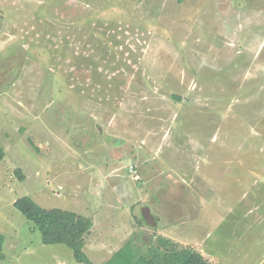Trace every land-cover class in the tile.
Returning <instances> with one entry per match:
<instances>
[{
  "label": "rangeland",
  "instance_id": "1",
  "mask_svg": "<svg viewBox=\"0 0 264 264\" xmlns=\"http://www.w3.org/2000/svg\"><path fill=\"white\" fill-rule=\"evenodd\" d=\"M0 141V264H86L23 196L92 218L93 264H264V0H0Z\"/></svg>",
  "mask_w": 264,
  "mask_h": 264
},
{
  "label": "trees",
  "instance_id": "2",
  "mask_svg": "<svg viewBox=\"0 0 264 264\" xmlns=\"http://www.w3.org/2000/svg\"><path fill=\"white\" fill-rule=\"evenodd\" d=\"M6 152L0 141V162ZM19 176L23 178L21 170ZM15 207L34 222L40 229L45 244L63 243L71 247L76 260L86 264H93L84 251L86 236L93 227L92 218L76 211L62 208H45L30 196L18 198ZM5 237L0 233V258H4ZM129 244V243H128ZM156 256L137 254L130 245L118 250L104 264H215L208 260L201 252L185 248L176 253Z\"/></svg>",
  "mask_w": 264,
  "mask_h": 264
},
{
  "label": "water",
  "instance_id": "3",
  "mask_svg": "<svg viewBox=\"0 0 264 264\" xmlns=\"http://www.w3.org/2000/svg\"><path fill=\"white\" fill-rule=\"evenodd\" d=\"M142 214H143V217L145 218V220L147 221L148 224L152 225V226H155L156 225V218L155 216H153L151 213H150V208L149 207H146L143 209L142 211Z\"/></svg>",
  "mask_w": 264,
  "mask_h": 264
}]
</instances>
